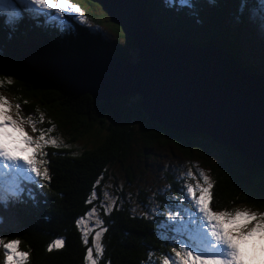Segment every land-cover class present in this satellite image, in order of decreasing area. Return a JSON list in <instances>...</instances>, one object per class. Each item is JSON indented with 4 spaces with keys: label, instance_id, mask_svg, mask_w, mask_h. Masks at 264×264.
Listing matches in <instances>:
<instances>
[{
    "label": "trees",
    "instance_id": "trees-1",
    "mask_svg": "<svg viewBox=\"0 0 264 264\" xmlns=\"http://www.w3.org/2000/svg\"><path fill=\"white\" fill-rule=\"evenodd\" d=\"M81 1L90 19L106 21L122 42L117 38L102 40L76 23L73 34L58 32L43 16L29 17L23 5H19L21 18L15 24H9L7 13L0 12V79L13 81L10 85L5 82L0 94L19 104L24 117L32 116L38 128L55 125L49 135L62 141L61 147L48 146L44 150L48 163L42 167H47L50 181L39 178L38 183L27 185L21 195L22 203L10 202L7 207L0 204V238L5 242L18 239L20 250L30 253L28 264H86L93 238L89 236L85 245L76 221L89 212L91 203L87 201L94 186L97 191L95 181L100 176L106 177L112 165H124L130 158L126 156L138 144L132 131L134 121L143 123L138 131L143 149L157 141L181 142V150L187 156H192L189 149H196V158L214 182L210 205L213 211L248 208L264 213V168L258 164L243 159L229 147L211 140L209 135L164 128L158 122L146 120L137 102L130 107L124 105L129 93L107 100L97 99L92 89L85 91L88 88L79 86L78 90L54 78L51 64L61 59L84 61L86 56L97 55L131 61L128 50L135 47L133 38L111 22L101 3ZM191 3L189 8L179 3L169 5L166 0H144L142 17L160 41L217 46L234 57L240 67L238 38L230 24L240 14L244 18L246 11L257 6L258 0H246L243 13L240 12L242 0H191ZM241 66L245 73H258L264 78L258 64L241 62ZM88 67H92L93 74L94 66ZM108 77L103 74L93 79L104 82L103 78ZM257 82L248 84L252 102L264 92ZM252 109L256 132L264 136V120L255 117L259 108L253 106ZM41 113L44 115L42 123L39 121ZM198 137L200 139L196 140ZM263 145L264 137L256 138L255 146ZM175 188L177 186L172 187L174 195ZM29 190L31 195H28ZM160 200L166 207L176 206V210L191 207L155 197L158 207ZM162 212L159 207L154 214H136L130 212L126 204L116 203L104 218L103 227L107 232L101 239L104 251L96 258L97 264H162V257L174 256L173 247L179 248V245L171 240L175 233L161 236ZM60 238L64 240V247L48 251V246ZM3 260L0 248V264Z\"/></svg>",
    "mask_w": 264,
    "mask_h": 264
},
{
    "label": "snow or ice",
    "instance_id": "snow-or-ice-1",
    "mask_svg": "<svg viewBox=\"0 0 264 264\" xmlns=\"http://www.w3.org/2000/svg\"><path fill=\"white\" fill-rule=\"evenodd\" d=\"M169 5L179 3L182 7H192L191 0H166ZM246 0H242L240 12L243 13ZM19 5L31 15L44 16L49 24L58 26L61 30L71 27L62 19L65 12L76 13L73 19L80 23H86L87 18L77 5L69 3V0H0V12L8 15V23L15 24L21 18ZM41 9L55 10L57 15L42 12ZM259 15L261 17V29L264 31V0H259ZM12 84V80L0 79V87L4 83ZM26 103V102H25ZM13 105L8 99L0 95V204L5 207L11 203H22L21 195L25 192L26 185L38 183L37 178L50 181L47 167L48 161L44 159L48 146L61 147L62 141L51 137L49 133L54 131L55 125L48 129L37 127V121L32 116L27 118L20 115V105H15L16 118L12 115ZM39 111V110H38ZM39 121H44L41 113ZM25 125H30L34 133L33 137L25 130ZM11 128L13 132L6 129ZM18 133L19 135H15ZM27 155H24L26 154ZM198 168V166H196ZM187 178L195 180V184L188 183L182 189L183 199L180 204L188 203L191 207H183L176 210L174 215H169V222H162L160 228L162 237L173 232L172 242L179 245L173 247L174 256L162 257V264H264V213L253 212L248 208L227 209L213 211L210 207L213 199L212 190L214 182L203 170L198 171V176L191 169L185 174ZM102 179V177H101ZM100 180H97L98 185ZM28 191V195H31ZM106 199H111L110 204H102L105 214H109L116 204L115 198H110L107 192ZM97 199L95 186L88 198V203ZM96 217V227H91L89 221ZM2 220V218H0ZM81 230L82 240L88 244V237L95 232L92 245L86 254V264H97L93 250L97 256L101 255L104 248L101 244L102 236L107 232L103 227L104 221L99 219V214L94 207L85 217L76 221ZM100 230H96V228ZM18 239L5 242L0 238V248L3 249V264H28L30 253L21 251ZM251 243V254L245 245ZM259 245V247H257ZM64 247L62 238L55 240L48 246V251ZM259 253V255L257 254Z\"/></svg>",
    "mask_w": 264,
    "mask_h": 264
},
{
    "label": "water",
    "instance_id": "water-1",
    "mask_svg": "<svg viewBox=\"0 0 264 264\" xmlns=\"http://www.w3.org/2000/svg\"><path fill=\"white\" fill-rule=\"evenodd\" d=\"M95 1L102 4L111 22L133 38L137 50L136 55L139 54L137 61H128L117 56L108 59L97 55L91 58L86 56L87 59H82L84 61L61 59L51 64L50 69L54 78L65 85L77 87L78 90L83 86L88 88L84 89L85 91L94 89L99 97L97 99L106 100L136 92V83L139 80L145 85L139 89L137 105L144 113L146 120L158 122L164 128L209 135L211 140L229 147L243 159L264 168V165L251 155L256 138L264 136L256 132L254 119L242 115L235 109L238 105L254 114L252 107L258 106L259 110L255 113V117L263 121L264 92L252 102L251 86L243 85L242 91L245 98L237 101L234 86L236 78L232 77L229 83L225 81L228 74L234 69L232 62L234 57L216 48L217 46H195L190 42L180 40L169 44L160 41L156 33L143 20L144 0ZM140 29L144 30L145 35L137 33ZM182 48L185 50L181 51ZM204 52L205 54H203ZM189 56H191L190 60ZM194 61H196L195 64ZM94 63L97 64L94 65ZM168 63L169 65L175 63L171 69L179 70L178 73H180V76L173 82H163L162 80L161 69L163 67L169 69V73L172 74ZM88 65L94 66L93 74H91L92 67L90 68ZM105 69L111 71L110 74H107ZM103 74L109 76L103 78L104 82H101L100 79H93ZM173 74L175 75V73ZM245 76H252L255 81H258V85H262L264 88V78L261 74L248 73ZM84 80L87 82L85 83ZM148 82H152L154 85L146 84ZM218 108L220 111L216 112ZM214 111L216 114L209 117V114L211 115ZM243 137L248 142L245 145H243Z\"/></svg>",
    "mask_w": 264,
    "mask_h": 264
},
{
    "label": "rangeland",
    "instance_id": "rangeland-1",
    "mask_svg": "<svg viewBox=\"0 0 264 264\" xmlns=\"http://www.w3.org/2000/svg\"><path fill=\"white\" fill-rule=\"evenodd\" d=\"M79 2L69 0V3L73 5H77L81 8L84 16L87 18V22L80 23L79 20L73 19V17L78 14L65 12L63 14L62 19L66 20L67 23L71 25V27L67 30H61L58 26H55L58 32L61 33L66 32L69 34H73L75 27L74 23H76L79 26L84 27L88 32L92 33L93 35L99 37L102 40H107V41L115 40L117 38V35L113 31V29L105 23L106 21H103V19H100V22L91 20L90 17L85 13V8L81 4V2L83 1L79 0ZM40 11L48 12L50 15H57L54 9L53 10L41 9ZM44 20L46 21L45 17ZM260 21H261V17L259 15V0H258L257 6L253 9H249L248 11H246L244 18L240 14L237 17H235L230 24V29L232 33L236 34V37L238 38L239 58H240V61L238 62L241 68H242L241 62L245 65L249 63L250 65L258 64V68L264 71V31H262L261 29ZM117 40L119 42H122V38H117ZM184 50L185 49L183 48L181 49V51ZM136 54H137V50L135 47L129 49L128 50L129 60L133 62L137 61L139 54L138 56ZM203 54H205V52ZM105 70L107 74H110L111 71L109 72L107 69ZM171 72L172 74L169 73V70L166 69L165 67L161 69V73H163V79H162L163 82H173L177 79L178 76H180V73H178V70L176 69H171ZM173 73H175V75ZM234 75L235 74L233 71L230 72L227 78L225 79V81L229 83L231 78L235 77ZM235 78H236L235 82H238V84L242 86L243 85L248 86L249 83L251 82L254 83L255 81V78H253L252 76H242L240 78L239 77L238 78L235 77ZM146 84L154 85L152 82L150 83L148 82ZM144 85H145L144 83L137 80L136 92L129 93L130 95L127 97L124 105L130 107L132 104L137 102L139 100L138 95H140L139 89L142 88ZM92 91L97 95L96 90L92 89ZM235 91H236L237 101H241L245 98V94L243 93V91L237 92L236 88ZM0 95L5 96L8 99V101L13 105L11 111H12L13 119H15L16 118L15 105H17V103L15 101H12L11 98L6 96L5 94H0ZM235 109H237L239 113H241L246 117H250L251 119L254 118L253 114L250 111L242 109L238 105L235 107ZM219 111L220 108L216 110V112ZM216 112L214 111V113H212L211 115L209 114V117H212L214 114H216ZM20 115L24 117V114H22L21 112ZM142 128H143L142 121H134L132 125V131L134 133L135 140L137 141L138 144L134 145L131 148L130 155L126 156V159L130 157L128 161L124 163V165L123 164L112 165L108 169L106 177L100 176L97 179L100 180V183L98 185L96 184L97 180L95 181V185H97V191L95 190L97 193V199H95L91 203L89 212L95 207L97 213L99 214V219L103 221L104 218H106L107 216L101 205L111 203V199H106L104 196V193L107 192L110 198L116 199V203L126 204L127 207L129 208V211L132 213H136V214L143 213L145 215L154 214L155 212H158V208L160 207L163 210L162 212L163 222H169L168 217L170 214L171 215L175 214L176 206L166 207L165 205L161 204V200H160L158 207L155 201V197L162 198L163 200L166 199L170 201H178L180 203V201L182 200L181 189L188 183L195 184L191 182V179L186 177L185 174L187 173V171L191 169V171L197 176L199 170H203L205 173L208 174L207 169L202 165L200 159L196 158V156H198L196 149L195 148L189 149V151L192 153V156L184 155L181 150L182 147L181 142L175 143L173 141H165L164 143L157 141L154 142L149 148L143 149L141 147L140 142L138 141V131L141 130ZM25 130L29 135L35 137L29 125H25ZM9 132L10 133L13 132V129H10ZM15 135H19V134L15 133ZM243 138H244L243 145H245L248 142L245 140L246 139L245 137ZM199 139L200 138L198 137L196 140ZM253 143L254 140L252 141V144ZM249 144L252 145L251 143ZM258 151H260V153H258ZM251 155L254 159H258L259 162H261L264 165V145L263 146L253 145V153ZM196 166H198V168ZM41 170H43L42 166H41ZM174 186H177V188H175L176 190L175 195L173 194L172 191V187ZM183 205H188V203H185ZM95 220L96 217H93L89 221V225L91 227H96ZM96 230L98 231L100 229H98L97 227ZM94 235L95 232L93 231L89 236L93 238ZM91 247H93V245ZM245 247L248 250V252L251 254L252 252L251 243L245 245ZM257 247H259V245ZM93 252H94L93 254L94 259H96L98 256L95 254V250H93ZM257 254L259 255L258 252Z\"/></svg>",
    "mask_w": 264,
    "mask_h": 264
},
{
    "label": "bare ground",
    "instance_id": "bare-ground-1",
    "mask_svg": "<svg viewBox=\"0 0 264 264\" xmlns=\"http://www.w3.org/2000/svg\"><path fill=\"white\" fill-rule=\"evenodd\" d=\"M138 33L141 35V34H143L144 33V30L143 29H140L139 31H138ZM188 50V49H187ZM215 50V49H214ZM217 51V50H216ZM197 56V55H196ZM194 57V56H193ZM189 60L191 59V56H189V58H188ZM197 59V58H196ZM198 60V59H197ZM192 61V60H191ZM195 62L196 61H194V64H195ZM199 62H201V61H199ZM233 63H234V69H233V72H234V74H235V77H242V76H245V75H247V73H245L244 71H242L241 70V68L238 66V63L235 61V59H234V61H233ZM193 64V63H192ZM202 64V63H201ZM204 64V63H203ZM202 64V65H203ZM169 65V64H168ZM175 66V63H173L172 65H169V68L171 69L172 67H174ZM169 70V69H168ZM179 71V70H178ZM234 86H235V88H236V90H237V92H240V91H242V85H239L238 84V82H234ZM104 89V88H103Z\"/></svg>",
    "mask_w": 264,
    "mask_h": 264
},
{
    "label": "clouds",
    "instance_id": "clouds-1",
    "mask_svg": "<svg viewBox=\"0 0 264 264\" xmlns=\"http://www.w3.org/2000/svg\"><path fill=\"white\" fill-rule=\"evenodd\" d=\"M210 74V73H209ZM257 79V78H256ZM247 87V86H246ZM183 89V88H182ZM247 90V89H246Z\"/></svg>",
    "mask_w": 264,
    "mask_h": 264
}]
</instances>
